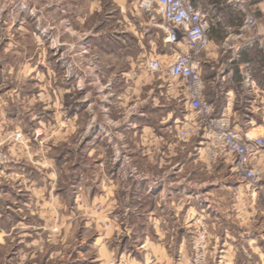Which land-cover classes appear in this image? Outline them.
<instances>
[{
    "label": "crops",
    "instance_id": "0c3cea01",
    "mask_svg": "<svg viewBox=\"0 0 264 264\" xmlns=\"http://www.w3.org/2000/svg\"><path fill=\"white\" fill-rule=\"evenodd\" d=\"M102 1L106 0H93L89 14L100 11ZM110 1L123 18L133 21L135 29L138 27L139 42L148 47L146 63L150 60L169 63L172 52L163 43L162 33L145 22L139 0ZM17 2L36 19L58 17L60 12L67 11L61 8L64 0ZM254 11L258 26L246 33L243 44L236 40L223 42L219 26L211 28L201 75L203 99L215 114H227L237 130L264 135L258 132L264 131V6L258 5ZM50 26L53 32L55 26ZM241 45H246V49ZM171 83L167 86L169 97L178 98V102L183 101L186 106L180 86ZM172 104L133 106L127 127L115 128V134L121 138L128 132L134 146L131 152L123 151L117 143L119 138H115L113 154L106 158L115 162L113 167L107 170L100 167L91 176L83 173L86 185L82 187V197L93 207L99 204L108 210L102 213L103 218L118 224L114 235L121 239L113 253L116 257H129L128 264H184L193 255V243L199 225L203 224L208 241L207 264H264V217L259 194L240 181L232 169L199 168L189 172L184 169L186 149L181 150L157 129L158 123H180L188 116ZM240 113L246 114V120ZM52 125L36 119L0 121V128L6 136L10 135L5 138L0 158V178L3 179L0 203L4 206L1 208L5 224L29 225L33 217L38 216L43 223L52 226L57 222L60 207L69 210L77 206L81 194L76 192L75 196L70 179L59 182L65 168L59 161L58 129ZM47 128L52 130L50 136L36 133ZM14 131L23 135L21 142L11 137ZM95 139L89 135L85 145ZM99 139L102 141V137ZM199 144V139L191 144L189 155L194 161ZM86 156H92L91 149ZM124 156L130 158L134 167L123 168L119 162ZM256 160L254 164L263 172L264 189V150ZM64 189L67 200H60L59 192ZM69 219L67 217V221ZM101 239L105 238L96 240Z\"/></svg>",
    "mask_w": 264,
    "mask_h": 264
},
{
    "label": "rangeland",
    "instance_id": "374dc122",
    "mask_svg": "<svg viewBox=\"0 0 264 264\" xmlns=\"http://www.w3.org/2000/svg\"><path fill=\"white\" fill-rule=\"evenodd\" d=\"M225 2L201 1L203 7L213 6L221 14L216 26L221 30L222 41L236 40L243 44L246 32H241V27L245 13L227 7ZM90 3L93 0H64L61 8L67 11L60 12L58 17L36 19L21 9L17 0H0V121L36 119L50 126L54 124L60 140L59 161L65 168L59 182L70 179L75 196L76 192L82 193L83 173L91 176L100 167L103 170L113 167L115 162L106 158L113 154L115 138H119L117 143L123 151L133 149L127 131L122 135L125 138L115 134L117 126L127 127L133 106L175 103L177 111L190 116L183 101L169 97L167 86L173 83L166 74L146 69L148 47L139 42L138 27H133V21L123 18L110 0L102 1L101 10L89 14ZM142 14L151 26L149 17ZM51 24L56 31H50ZM162 64L164 71L165 63ZM7 113L12 116L8 117ZM239 115L246 120V114ZM175 123H158L157 129L181 150L186 149L187 172L199 168H233L231 159L208 161L204 152L198 150L194 161L189 152L196 138L185 143L178 141ZM37 131L43 136L52 132L51 128ZM89 135L96 139L85 145ZM9 136L0 128V142H4L0 146V158L5 138ZM62 139L65 141L61 142ZM89 149L90 158L86 156ZM119 163L124 169L134 167L127 156ZM252 165L258 167L257 163ZM82 195L77 206L69 210L59 208L57 222L52 226L38 216L29 225L5 224L1 202L0 264H110L120 260L128 264L129 257L115 254L121 239L114 235L118 224L109 223L102 214L108 210L99 204L93 207ZM67 196L66 189L60 190V200H67ZM259 196L263 210L264 189ZM67 217L71 219L67 221ZM101 237L105 239L96 240ZM206 256L207 264L208 252Z\"/></svg>",
    "mask_w": 264,
    "mask_h": 264
},
{
    "label": "built area",
    "instance_id": "2783aa9c",
    "mask_svg": "<svg viewBox=\"0 0 264 264\" xmlns=\"http://www.w3.org/2000/svg\"><path fill=\"white\" fill-rule=\"evenodd\" d=\"M201 1L139 0L140 10L149 17V24L162 33L163 43L172 52V60L165 64L164 71L159 60L148 61L146 69L164 72L167 78L180 86L185 95L190 116L175 123L178 141L185 143L190 138L199 139L198 151H203L208 161L231 159L234 163L232 170L237 178L245 182L253 193L259 194L263 191V172L252 163L264 150V135L233 128L227 114H215L203 99V56L209 45L210 30L219 23L221 14L216 13L213 6L203 7ZM225 5L245 13L241 32L249 33L258 26L254 10L258 5L264 6V0H226ZM248 8L251 11H247ZM178 48L183 50L177 51ZM11 137L14 141H22L20 132H14ZM3 143L0 142V146ZM96 210L101 211L99 207ZM262 214L264 217V208ZM199 228L193 243V256L188 264H206L207 232L203 224ZM110 264L127 263L120 260Z\"/></svg>",
    "mask_w": 264,
    "mask_h": 264
}]
</instances>
